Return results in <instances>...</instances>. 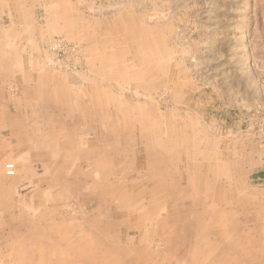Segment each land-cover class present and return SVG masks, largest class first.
Listing matches in <instances>:
<instances>
[{"label":"rangeland","instance_id":"1","mask_svg":"<svg viewBox=\"0 0 264 264\" xmlns=\"http://www.w3.org/2000/svg\"><path fill=\"white\" fill-rule=\"evenodd\" d=\"M22 2L23 6L31 8V15L36 7L32 17L37 25L47 29L46 39H43L46 46L39 57L42 65L39 68L38 63L37 68L44 71L48 66L49 72L66 76L64 86L71 87L73 83L79 85L81 91L87 86L96 93L101 91L99 98L112 104L113 111L114 106L125 108L119 117L116 112L112 115L117 121V130L118 120H122V124L123 120L127 121L129 127H137L140 122L145 124L143 132L147 135L143 139L135 131L127 141L136 165L141 167L148 162L165 172L171 168V174L158 181L174 178L179 183V191L191 178L194 185V182L201 185L199 198L209 191L224 194L225 201L234 203L236 211L239 198L241 220L247 218L249 212L260 213L264 218V0H73L84 15L79 23L85 24L78 31L58 30L56 27L61 20H53L46 12L45 0ZM16 3L17 0H0L1 30L10 28L7 17L19 8ZM13 16L19 17L14 12ZM102 24L106 30L102 29ZM26 25L31 27L30 20L29 24L17 27L25 39L28 37ZM66 25L69 27L71 23ZM38 37H41L40 31ZM29 66L24 64V68L29 69ZM8 86L12 98L20 100L19 89L15 93L16 87ZM64 92L71 98L68 89ZM82 101L87 102V98ZM154 131L159 149L154 157L161 160V166L155 159H149L146 152L147 148H152L150 141ZM171 132L170 142L175 147L173 157L165 154ZM7 155L0 158V171L5 177L0 181L6 183L7 190L0 194L1 201L10 191L15 198L28 191L26 176L18 172L17 160ZM113 158H110L111 166L117 163ZM6 164L14 165L13 176L6 175ZM36 167L39 165L35 164ZM142 172L143 168L137 175L131 174L129 182L141 179ZM107 175L108 186L120 177L119 174L116 178H110L112 173ZM81 179L78 185L82 186ZM151 187L145 182L133 192L138 195L139 191ZM119 196L115 194L111 200L117 201ZM142 198L137 197L139 201H143ZM163 198L164 192L158 199L163 202ZM60 200L58 207L57 204L49 207L61 215L66 229L76 225L87 229L91 225L92 220L89 223L84 218L91 213L90 200L84 204L76 197ZM106 200L110 204L108 198ZM148 200L144 199L143 208L148 207ZM139 201L130 202L135 205ZM173 202L178 206L182 201ZM218 210L232 211L231 207L220 206ZM135 215L131 216V221ZM128 223L121 228L124 241L135 243L136 233L128 229L132 222ZM241 228L244 229L243 224ZM149 230L147 233L151 232ZM231 234L230 230L228 235ZM257 234L256 237L252 234L255 238L251 239L209 238L202 244L197 240L195 248L202 256L195 255L191 260L193 264L199 259L211 261L213 252L215 254L222 243L223 256L237 250L248 256L251 253L246 248L251 243L254 254L242 257L245 262L236 260L237 264H264V234ZM150 248L154 252L163 251L159 239L153 240ZM206 251L207 257L204 256ZM72 256L74 254H66L64 261L68 263ZM229 257L222 263L232 264ZM14 258L9 260L6 254H0V264H10ZM70 263L75 264L72 260Z\"/></svg>","mask_w":264,"mask_h":264},{"label":"crops","instance_id":"2","mask_svg":"<svg viewBox=\"0 0 264 264\" xmlns=\"http://www.w3.org/2000/svg\"><path fill=\"white\" fill-rule=\"evenodd\" d=\"M17 1L19 8H15L13 12L19 17L13 16V12L9 13L7 19L10 28L7 30H1L0 23V158L9 153L7 156L17 160L18 172H24L28 189L26 194L17 195V198L12 191L4 201L0 197V254H6L9 260L15 256L10 264H71V260L75 264H193V256H202L195 248L197 240L202 244L209 238L251 239L257 233L264 234V218H261L260 213L252 215L249 212V216L246 215L247 218H243L244 223L242 222L239 198L236 211L234 203L225 201L227 198L224 194L209 191L205 192L204 199L199 198L201 185L198 186L197 182L194 185L191 178L179 191V183L173 177V180L158 181L160 177L169 176L173 171L171 168L165 172L152 164L148 165V162L141 167L136 165V159L128 151L127 141L135 131L143 139L147 135L142 131L145 124L140 122L137 127H129L127 121L123 120L122 124V120H118L120 124L117 130V121L112 115L116 112L115 115L119 117L125 108L114 106L113 111L112 104L99 98L101 91L96 93L91 86L81 91L79 85L73 83L71 87L64 86L66 76L49 72L48 66H45L44 71V68L39 69L42 65L39 57L46 46L43 39H46L47 29L37 25L32 17L36 7L31 15V8L23 6L24 0ZM45 1L47 3L43 4L47 5L46 12H49L53 20H61L56 27L58 30L78 31L85 24L79 23L84 15L81 8L73 4V0ZM1 19L0 15V21ZM29 20L31 27L26 25L28 37L25 39L19 34L17 27L25 26L26 22L29 24ZM67 23H71V26L66 27ZM105 27L102 24V29L106 30ZM38 31L41 37H38ZM24 64L31 66L29 69L24 68ZM8 85L16 87L15 93L19 89L22 95L20 100L12 98ZM65 89L70 91L71 98L69 95L67 97ZM84 98H87V102L82 101ZM3 133L8 134L4 136ZM172 134L173 132L168 136L169 146L165 153L170 157L175 153V147L170 142ZM155 137L156 131L150 141L152 151L146 149L149 159H155L154 153L157 154L159 150ZM113 156L117 163L111 166L110 158ZM155 162L161 166L160 159L156 158ZM35 164L39 168H34ZM142 168L141 179L129 182V176L137 175L136 172L140 169L142 171ZM38 169L41 173H37ZM220 169L218 168V173H221ZM1 171L0 179H5ZM109 173H112L110 178L120 175L110 186L106 182ZM78 175L82 176L78 178ZM80 179L84 183L82 186L78 185ZM145 182L151 184V189L139 191L141 194L138 195L133 192L134 188H140ZM5 184L0 181V194H5ZM233 184L237 186L234 180ZM163 192L164 200L161 202L162 199L158 198L163 196ZM119 193L120 198L112 201L111 198ZM69 196L76 197L83 204L89 200L92 203L91 213L84 217L89 223L92 220L87 229L77 225L66 229L61 215L53 211V208L50 209L52 205L59 206L60 198ZM141 196L143 201L146 197L149 199L148 207H142L143 201L137 199ZM232 197L234 199L233 193ZM105 198L110 199V204ZM177 199L182 201L178 206L176 202L171 203V200ZM132 200L139 202L133 205ZM217 206L231 207L232 211L219 212ZM133 214L136 215L131 221ZM128 222H132L128 229L132 228L136 233L135 243L124 241L125 235L121 228ZM146 230L151 232L147 233ZM230 230L232 234L229 236ZM157 239L163 253L154 252L150 248L153 240ZM246 249L250 255L254 254L251 243ZM223 251L222 243L215 254L213 252L214 259H199L195 264H219L218 260L223 264L229 255L232 264H237L244 261L241 260L242 257L250 256L240 254L238 250L237 253L232 251L223 256ZM66 254H74L68 263L64 261ZM207 255L206 251L204 256ZM248 262L254 263L250 260Z\"/></svg>","mask_w":264,"mask_h":264},{"label":"bare ground","instance_id":"3","mask_svg":"<svg viewBox=\"0 0 264 264\" xmlns=\"http://www.w3.org/2000/svg\"><path fill=\"white\" fill-rule=\"evenodd\" d=\"M143 131V130H142ZM132 153V152H131ZM93 186H95V185H93ZM114 187V186H113ZM112 187V188H113ZM126 190V189H125ZM104 191V190H103ZM154 192V191H153ZM116 193V192H115ZM107 194V193H106ZM120 194V193H119ZM141 194V193H140ZM105 195V194H104ZM108 195V194H107ZM106 195V196H107ZM154 195V194H153ZM174 196V195H173ZM108 197V196H107ZM166 197V196H165ZM179 197V196H178ZM212 197V196H211ZM96 198V197H95ZM106 199V198H105ZM181 199V198H180ZM110 200V199H109ZM166 200V199H165ZM218 200V199H217ZM105 201V200H104ZM173 201L171 200V203H172ZM206 203V202H205ZM204 204V203H203ZM170 205H172V204H170ZM182 205V204H181ZM44 206V205H43ZM174 206V205H173ZM168 207H170V206H168ZM166 208V207H165ZM173 208V207H172ZM190 208V207H189ZM83 209V208H82ZM177 209V208H176ZM35 210V209H34ZM173 210V209H172ZM125 212V211H124ZM167 212V211H166ZM35 213V212H34ZM99 213V212H98ZM139 213V212H138ZM173 213V212H172ZM207 213V212H206ZM103 214V213H102ZM177 214H179V213H177ZM82 215V214H81ZM131 215V214H130ZM153 215V214H152ZM205 215V214H204ZM140 216V215H139ZM206 216V215H205ZM204 216V217H205ZM171 217H172V215H171ZM144 218V217H143ZM85 220V219H84ZM156 220V219H155ZM163 221V220H162ZM171 221V220H170ZM200 221V220H199ZM86 222V221H85ZM178 222V221H177ZM162 223V222H161ZM161 223H159V224H161ZM198 223V222H197ZM201 223V222H200ZM155 224V223H154ZM174 224V223H173ZM208 224V223H207ZM153 225V224H152ZM116 226V225H115ZM156 226V225H155ZM175 226V225H174ZM194 226V225H193ZM198 226V225H197ZM200 226V225H199ZM208 226H209V224H208ZM119 228V227H118ZM192 228V227H191ZM200 228V227H199ZM112 229V228H111ZM173 230V229H172ZM180 230V229H179ZM195 230V229H194ZM202 230V229H201ZM200 231V230H199ZM55 232V231H54ZM180 232V231H179ZM90 234V233H89ZM184 234V233H183ZM120 236H121V234H120ZM150 236V235H149ZM166 237V236H165ZM212 237V236H211ZM209 238V237H208ZM26 240V239H25ZM116 240V239H115ZM114 240V241H115ZM180 240V239H179ZM178 240V241H179ZM151 241V240H150ZM102 242V241H101ZM113 242V241H112ZM139 242V241H138ZM105 243V242H104ZM148 243V242H147ZM159 243V242H158ZM112 245V244H111ZM118 245V244H117ZM116 245V246H117ZM78 246H79V244H78ZM109 246V245H108ZM176 246V245H175ZM122 247V246H121ZM121 247H120V249H121ZM125 247V246H124ZM148 247V246H147ZM56 248V247H55ZM94 248V247H93ZM117 248V247H116ZM173 248V247H172ZM150 249V248H149ZM152 249V248H151ZM114 250V249H113ZM188 250V249H187ZM73 251V250H72ZM99 251V250H98ZM171 251V250H170ZM70 252V251H69ZM76 252V251H75ZM99 253V252H98ZM108 253V252H107ZM163 253V252H162ZM188 253V252H187ZM159 254V253H158ZM204 254V253H203ZM111 255V254H110ZM110 255H108V256H110ZM128 255V254H127ZM91 256V255H90ZM104 256V255H103ZM114 256V255H113ZM159 256V255H158ZM85 257V256H84ZM111 257V256H110ZM52 258V257H51ZM86 258V257H85ZM87 258H88V256H87ZM97 258V257H96ZM117 258V257H116ZM157 258V257H156ZM187 258V257H186ZM145 259V258H144ZM45 260V259H44ZM57 260V259H56ZM100 260H101V257H100ZM99 260V261H100ZM113 260H115V259H113ZM119 260V259H118ZM154 260V259H153ZM83 261V260H82ZM86 261H88V260H86ZM187 261V260H186ZM43 263V262H42ZM87 263H89V262H87ZM91 263V262H90ZM134 263V262H133Z\"/></svg>","mask_w":264,"mask_h":264},{"label":"built area","instance_id":"4","mask_svg":"<svg viewBox=\"0 0 264 264\" xmlns=\"http://www.w3.org/2000/svg\"><path fill=\"white\" fill-rule=\"evenodd\" d=\"M6 175L13 176L15 174V168L13 164H6Z\"/></svg>","mask_w":264,"mask_h":264}]
</instances>
